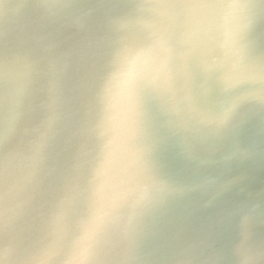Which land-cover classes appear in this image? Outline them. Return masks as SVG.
Returning <instances> with one entry per match:
<instances>
[{"label": "clouds", "instance_id": "clouds-1", "mask_svg": "<svg viewBox=\"0 0 264 264\" xmlns=\"http://www.w3.org/2000/svg\"><path fill=\"white\" fill-rule=\"evenodd\" d=\"M261 21L264 0H0V264H264V188L249 190L264 170ZM62 31L81 37L95 104L45 195L70 54L29 42ZM169 152L189 175L164 172ZM230 191L242 198L194 222Z\"/></svg>", "mask_w": 264, "mask_h": 264}, {"label": "water", "instance_id": "water-1", "mask_svg": "<svg viewBox=\"0 0 264 264\" xmlns=\"http://www.w3.org/2000/svg\"><path fill=\"white\" fill-rule=\"evenodd\" d=\"M252 39L258 48H264V21L256 25ZM29 43L30 46L37 50L38 54L45 57H51L61 53L70 54L69 68L62 78L60 97L61 107L65 117V131L60 146L53 154L52 166L54 171L49 178L50 185L45 192V195H48L49 192L55 191L59 171L68 162L70 155L74 151L76 138L72 135L73 132L79 126V122L83 118L85 111L89 108H93L94 110V80L91 62L78 60V53L82 48V40L79 35L67 31L54 32L51 36H45L39 42L31 40ZM46 45H51V47L46 50ZM44 83L45 81L41 80L35 85L32 98L33 105L36 108V112L33 113L34 116L40 112V105L47 99V94L43 87ZM123 150L124 145L119 134H117L113 138L110 159L107 163L111 165L116 162ZM161 163L163 164L164 172L174 178H183L191 172V168L187 165L186 161L170 152L165 153ZM253 176L254 180L249 186V190L256 192L264 188V170L256 171ZM241 198L242 196H238L234 191L225 192L218 207L198 212L194 222L200 223L201 221H207L209 217L216 218L217 213L221 209L230 208L233 202ZM256 228L257 231L264 232V224H258Z\"/></svg>", "mask_w": 264, "mask_h": 264}]
</instances>
